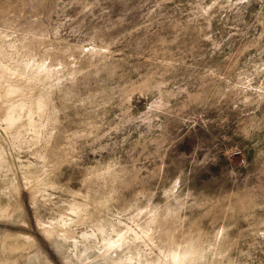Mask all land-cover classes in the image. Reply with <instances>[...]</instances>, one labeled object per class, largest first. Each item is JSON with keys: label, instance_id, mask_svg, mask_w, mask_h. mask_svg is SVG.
Returning a JSON list of instances; mask_svg holds the SVG:
<instances>
[{"label": "rangeland", "instance_id": "obj_1", "mask_svg": "<svg viewBox=\"0 0 264 264\" xmlns=\"http://www.w3.org/2000/svg\"><path fill=\"white\" fill-rule=\"evenodd\" d=\"M0 264H264V0H0Z\"/></svg>", "mask_w": 264, "mask_h": 264}, {"label": "bare ground", "instance_id": "obj_2", "mask_svg": "<svg viewBox=\"0 0 264 264\" xmlns=\"http://www.w3.org/2000/svg\"><path fill=\"white\" fill-rule=\"evenodd\" d=\"M113 253V252H112Z\"/></svg>", "mask_w": 264, "mask_h": 264}]
</instances>
